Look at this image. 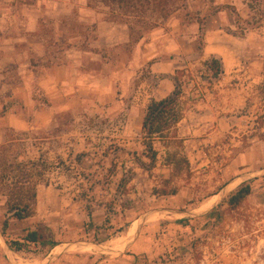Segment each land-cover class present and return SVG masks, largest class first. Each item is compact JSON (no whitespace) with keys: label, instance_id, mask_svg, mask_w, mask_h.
I'll return each instance as SVG.
<instances>
[{"label":"rangeland","instance_id":"374dc122","mask_svg":"<svg viewBox=\"0 0 264 264\" xmlns=\"http://www.w3.org/2000/svg\"><path fill=\"white\" fill-rule=\"evenodd\" d=\"M130 1L134 9L90 2L128 29L129 23L137 30L158 20L138 46L129 38L105 52L111 69L133 70L126 92L123 72H116L110 91L89 94L72 111L49 114L44 125L31 123L26 135L6 131L5 141L16 139L11 149L19 159L41 157L47 171L36 186L34 215L11 219L4 234L0 200V264H19L17 257L44 264L53 254L59 255L49 264H264V0H237L231 26H224L235 37L220 50L203 39L207 17L224 6L217 0H187L166 20L158 18L155 0ZM84 32L93 37L90 26ZM135 46L139 57L131 65ZM164 50L179 62L181 140L154 141L157 159L149 166L141 131L146 101L132 96L148 89L149 61L161 59ZM212 57L222 59L216 78L207 67ZM173 155L177 163L165 164ZM244 184L250 193L230 207L229 196ZM88 211L99 228L84 226ZM147 212L129 247L108 243L129 230L132 236ZM26 229L38 230L44 242L10 248L7 241H21ZM77 241L117 251L73 246L61 252Z\"/></svg>","mask_w":264,"mask_h":264},{"label":"crops","instance_id":"0c3cea01","mask_svg":"<svg viewBox=\"0 0 264 264\" xmlns=\"http://www.w3.org/2000/svg\"><path fill=\"white\" fill-rule=\"evenodd\" d=\"M216 4L224 6L207 17L203 39L213 40L220 50L229 37H235L224 26H231L230 8L237 0H217ZM89 26L91 39L84 32ZM129 38L127 26L102 17L88 0H0V145L7 130L23 132L33 122L44 125L49 114L72 111L89 94L110 91L118 80L116 72H123L120 83L126 92L133 70L111 69L105 52L129 43ZM137 46L131 51V65L139 57ZM167 51L161 59L149 61L148 89L132 96L146 101L144 113L151 100H160L175 89L179 62ZM30 114L35 115L33 119L27 118ZM182 118L181 113L177 136Z\"/></svg>","mask_w":264,"mask_h":264},{"label":"trees","instance_id":"16d2710c","mask_svg":"<svg viewBox=\"0 0 264 264\" xmlns=\"http://www.w3.org/2000/svg\"><path fill=\"white\" fill-rule=\"evenodd\" d=\"M113 3L122 7L133 8L134 5L130 0H104V3ZM136 1V0H135ZM156 7L160 12L158 18L166 20L169 15L173 12L185 8V2L187 0H155ZM91 0H88L90 5ZM129 3H132L129 5ZM264 4V2H263ZM217 7L215 11L220 9ZM231 12H234V7H231ZM158 20L153 22L144 21L141 25L142 28L135 29L130 23L129 36L132 43L138 42L149 30L157 26ZM200 49V48H199ZM207 67L212 72L213 77H218L222 72V59L218 57H212ZM175 89L174 91L160 99L151 100L146 107L144 116L141 122V131L143 134V145L145 146V156L149 160V166H153L157 159V151L154 148V141H165V140H177L176 131L174 135H168L171 130L176 129V125L181 119V109L178 106V78L175 77ZM22 135H26V132H22ZM16 139H7L3 144L0 145V200H4L5 214L2 223V233L8 227L11 219L25 220L30 218L35 213L36 208V186L45 180L46 168L45 164H41V157L37 159H19L18 152H12V146ZM187 164V158L183 159ZM177 163L175 155L172 158H167L165 164ZM250 193V185L244 184L239 187L233 194H231L227 200L230 207H237L243 201V199ZM88 221L85 222L84 226H95L92 221L91 212H87ZM106 221V219L104 220ZM184 222V221H183ZM43 236L38 230L26 229L24 236L19 240L7 241L10 248L15 251H21L24 248L37 246L42 243ZM51 245H55L51 243Z\"/></svg>","mask_w":264,"mask_h":264},{"label":"water","instance_id":"95a60500","mask_svg":"<svg viewBox=\"0 0 264 264\" xmlns=\"http://www.w3.org/2000/svg\"><path fill=\"white\" fill-rule=\"evenodd\" d=\"M153 212V211H152ZM185 213L186 215H191L187 212H183ZM150 213H146L144 214L143 216H141L140 218V221L137 223V226H136V229L133 233L132 236L128 237L123 245V249H126L127 247H129L133 242L134 240L137 238L138 234H139V230H140V227H141V223L143 222V220L149 215ZM4 244H6V242H4ZM73 246H77V247H80V246H84V247H87V246H91L93 248H95L96 250L98 251H102V252H113V251H117V250H113L112 248H106L105 246L103 245H100V244H96L94 242H88V241H77V242H69V243H66L63 245L62 247V250L61 252H66L68 249H70L71 247ZM59 254H53V255H50L46 258V261L44 262V264H49L50 262H52V260H54L55 258L58 257Z\"/></svg>","mask_w":264,"mask_h":264},{"label":"bare ground","instance_id":"6f19581e","mask_svg":"<svg viewBox=\"0 0 264 264\" xmlns=\"http://www.w3.org/2000/svg\"><path fill=\"white\" fill-rule=\"evenodd\" d=\"M223 192H224V191H223ZM213 200H214V199H213ZM209 203H210V202H209ZM127 236H128V232L126 233L125 236H122V237H118V238H116V239L109 240V244L114 245V246H119V245H121V244L123 243L122 241H124L125 238H126ZM16 259H17V262H18L19 264H32V263H29V261H26V260L21 259V258H19V257H17Z\"/></svg>","mask_w":264,"mask_h":264}]
</instances>
